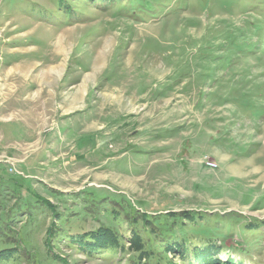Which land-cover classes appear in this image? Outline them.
Instances as JSON below:
<instances>
[{
    "label": "rangeland",
    "instance_id": "rangeland-1",
    "mask_svg": "<svg viewBox=\"0 0 264 264\" xmlns=\"http://www.w3.org/2000/svg\"><path fill=\"white\" fill-rule=\"evenodd\" d=\"M208 241L264 264V0H0V264Z\"/></svg>",
    "mask_w": 264,
    "mask_h": 264
},
{
    "label": "trees",
    "instance_id": "trees-1",
    "mask_svg": "<svg viewBox=\"0 0 264 264\" xmlns=\"http://www.w3.org/2000/svg\"><path fill=\"white\" fill-rule=\"evenodd\" d=\"M102 233H105L104 234L105 237L106 236L109 237L110 241L108 243L112 244L115 241V237L113 236V233L111 231H103ZM178 245H179L178 246L179 252L181 255H183L184 252H186L187 248L183 242ZM135 247L137 249H140L142 245L141 246L137 245ZM140 251H141V255L147 254L146 250H140ZM220 251L221 249L218 244H215L213 241H208L203 246L195 247L194 251L188 257L189 259L188 264H212L216 261L219 262L218 264H226L225 261H220L219 258L216 257V254Z\"/></svg>",
    "mask_w": 264,
    "mask_h": 264
}]
</instances>
